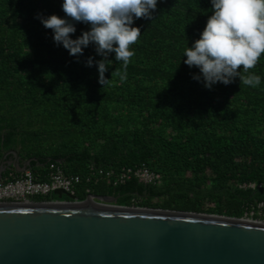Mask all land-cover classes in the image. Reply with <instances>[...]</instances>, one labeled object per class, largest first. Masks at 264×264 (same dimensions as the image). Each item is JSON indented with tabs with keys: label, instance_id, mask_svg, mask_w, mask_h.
I'll use <instances>...</instances> for the list:
<instances>
[{
	"label": "trees",
	"instance_id": "1",
	"mask_svg": "<svg viewBox=\"0 0 264 264\" xmlns=\"http://www.w3.org/2000/svg\"><path fill=\"white\" fill-rule=\"evenodd\" d=\"M62 2L0 0V157L14 149L20 162L34 158L28 169L41 180L50 163L78 175V200L94 193L115 196L119 205L233 217L264 201V187L241 186L264 184V54L252 70L261 76L257 88L237 77L208 89L193 79L199 69L184 63V48L212 14L211 0H157L151 19L134 18L141 36L127 79L111 77L121 64L110 53L105 78L113 83L104 87L95 63L86 66L88 57L102 59L95 46L72 56L36 18L67 19ZM73 23L72 39L90 29ZM142 164L158 182L130 177L113 185L93 174ZM9 173L17 172L5 168L1 178Z\"/></svg>",
	"mask_w": 264,
	"mask_h": 264
},
{
	"label": "water",
	"instance_id": "2",
	"mask_svg": "<svg viewBox=\"0 0 264 264\" xmlns=\"http://www.w3.org/2000/svg\"><path fill=\"white\" fill-rule=\"evenodd\" d=\"M16 172L28 168L6 154ZM0 203V264H264V222L244 217L116 204L88 193Z\"/></svg>",
	"mask_w": 264,
	"mask_h": 264
},
{
	"label": "clouds",
	"instance_id": "3",
	"mask_svg": "<svg viewBox=\"0 0 264 264\" xmlns=\"http://www.w3.org/2000/svg\"><path fill=\"white\" fill-rule=\"evenodd\" d=\"M212 14L208 17L199 39L184 48V63L199 69L193 79L211 89L216 83L228 85L234 78L251 88L261 85V76L253 69L264 54V0H211ZM62 11L66 18L56 14L37 19L53 31V41L62 45L70 55H83L89 44L102 57L94 61L88 57L86 66H97L98 82L110 86L112 79L105 72L113 62L109 54L121 64L111 73L126 81L127 68L135 55L133 45L139 43L141 30L134 27V18L151 19L157 0H63ZM74 22L90 25L76 39Z\"/></svg>",
	"mask_w": 264,
	"mask_h": 264
},
{
	"label": "built area",
	"instance_id": "4",
	"mask_svg": "<svg viewBox=\"0 0 264 264\" xmlns=\"http://www.w3.org/2000/svg\"><path fill=\"white\" fill-rule=\"evenodd\" d=\"M93 174L96 177H103L107 183L113 185L130 177H135L143 184H154L159 181V174L149 170L143 164L135 167H122L118 171L97 168ZM78 181V175L65 174L59 165L54 163L49 164L47 177L42 180L36 178L28 168L13 175L9 173L8 177L0 179V203L29 202L34 200V196L47 195L56 189L73 194L72 186ZM241 186L243 188H261L264 187V184L248 182ZM242 217L264 222V201L250 205Z\"/></svg>",
	"mask_w": 264,
	"mask_h": 264
},
{
	"label": "flooded vegetation",
	"instance_id": "5",
	"mask_svg": "<svg viewBox=\"0 0 264 264\" xmlns=\"http://www.w3.org/2000/svg\"><path fill=\"white\" fill-rule=\"evenodd\" d=\"M10 162H12V157H8V158L4 159V163H3V167H4V169H5V168H10V167L14 168V167L10 164Z\"/></svg>",
	"mask_w": 264,
	"mask_h": 264
},
{
	"label": "rangeland",
	"instance_id": "6",
	"mask_svg": "<svg viewBox=\"0 0 264 264\" xmlns=\"http://www.w3.org/2000/svg\"><path fill=\"white\" fill-rule=\"evenodd\" d=\"M63 197H64V195L62 197H60V198H58L57 195H55V197L50 199V200H56V199H58V200H67V199H64Z\"/></svg>",
	"mask_w": 264,
	"mask_h": 264
}]
</instances>
